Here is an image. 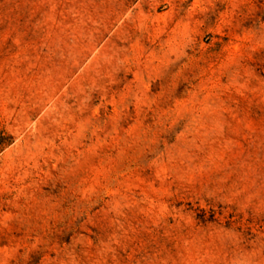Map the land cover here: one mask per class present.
I'll list each match as a JSON object with an SVG mask.
<instances>
[{
	"label": "rangeland",
	"instance_id": "rangeland-1",
	"mask_svg": "<svg viewBox=\"0 0 264 264\" xmlns=\"http://www.w3.org/2000/svg\"><path fill=\"white\" fill-rule=\"evenodd\" d=\"M0 264H264V0H0Z\"/></svg>",
	"mask_w": 264,
	"mask_h": 264
}]
</instances>
